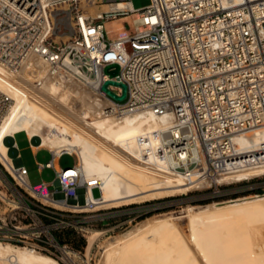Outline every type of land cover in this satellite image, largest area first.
<instances>
[{
  "label": "built area",
  "instance_id": "obj_1",
  "mask_svg": "<svg viewBox=\"0 0 264 264\" xmlns=\"http://www.w3.org/2000/svg\"><path fill=\"white\" fill-rule=\"evenodd\" d=\"M80 2L0 0V64L14 72L26 64L41 66L54 79L77 82L112 103L102 110L106 114L148 112L166 118L169 125L153 133L158 144L147 146L145 157L153 155L188 182L194 178L209 183L190 193L209 190L211 199H220L252 190L240 186L264 175L219 181L264 166V143L256 151L241 144L264 129V0H150L141 10L134 9L130 0H101L126 7L95 17L87 16ZM136 15L140 29L130 24L129 30L108 37L107 23ZM58 36L69 40L57 42ZM111 64L119 66L111 80L126 86L121 102L101 90L110 80L103 70ZM108 90L117 97L122 94L117 86ZM11 143L15 177L6 172L26 195L15 189L21 197L11 201V211L21 212L29 222L0 220V242L31 248L59 263L67 257L74 264L71 257L79 252L62 244L54 233L82 230L75 215L91 211L45 205L29 190L56 201H77L76 192L82 188L77 162L71 168L54 166L62 154L76 156L50 152V162L37 165L39 171H54L55 189L48 192L46 184L29 185L14 137ZM231 186L238 187L231 192Z\"/></svg>",
  "mask_w": 264,
  "mask_h": 264
},
{
  "label": "bare ground",
  "instance_id": "obj_2",
  "mask_svg": "<svg viewBox=\"0 0 264 264\" xmlns=\"http://www.w3.org/2000/svg\"><path fill=\"white\" fill-rule=\"evenodd\" d=\"M100 1L81 0L80 7L89 17L126 7L123 3L110 6ZM120 20H128L140 29L137 15ZM67 40L68 36L55 38L57 42ZM0 101L4 104L0 109V164L5 171L15 177V164L6 140L18 133L25 134L34 151L47 149L57 156L63 152L76 156L85 201L71 205L29 190L45 205L80 212L107 210L186 195L209 186L208 182H194V178L188 182L151 154L145 157L147 146L155 148L158 144L153 133L169 125L166 118L148 112L106 114L102 110L112 103L77 82L50 77L45 67L26 64L14 72L0 64ZM248 136L241 144L249 151H256L264 143V129ZM263 175L264 166L239 171L219 182ZM0 199L11 204L3 193ZM185 213L179 218L147 219L139 227L100 244L101 259L96 263L264 264V196L188 207ZM181 219L185 220L187 235L178 229L176 222ZM100 236L94 232L89 238L88 256ZM0 264L60 263L31 248L0 242Z\"/></svg>",
  "mask_w": 264,
  "mask_h": 264
},
{
  "label": "rangeland",
  "instance_id": "obj_3",
  "mask_svg": "<svg viewBox=\"0 0 264 264\" xmlns=\"http://www.w3.org/2000/svg\"><path fill=\"white\" fill-rule=\"evenodd\" d=\"M134 9L141 10L146 8L150 4V0H130ZM130 29V23L128 20H120L117 22L108 23L106 25V31L108 37H113L117 32ZM127 51L129 49L127 48ZM3 112V111H2ZM17 148L19 150L21 163L27 171L28 183L31 187L38 184H46L48 192H52L55 189V175L52 169L38 170L37 165H45L51 160V155L46 150H38L35 154L31 152L30 142L24 133H18L14 136ZM6 145L10 148V157L13 159L15 156L14 149L11 148V140H6ZM77 162L76 157L67 154H62L59 159L54 161L56 168H71ZM15 164V161H14ZM19 164V161H16ZM238 186H231V192ZM240 187L252 188L243 193H235L227 195L220 199H211L210 191L204 190L201 192H192L186 195H179L175 197H169L164 199H158L148 202L136 203L127 206L116 207L107 210H96L86 214H76L75 220L83 229L76 230H62L55 232L54 235L58 237L62 244H67L70 250L73 252H79L76 257H71L74 264H97L101 259V255L98 253V246L104 244V242L112 241L114 238L121 236L122 234L139 227L144 221L151 218H163L164 216H172L175 218L184 217L186 215V209L188 207H204L213 203H228L241 199L244 197L258 195L264 196V178H259L248 184H244ZM19 194H23L20 189L14 185V182L0 164V193H3L7 200L11 202L16 197H21ZM82 190L76 192L78 198L74 201L72 198L68 199L69 204L83 203ZM25 195V194H23ZM26 196V195H25ZM94 196L97 197V191H94ZM31 199V198H29ZM31 201H33L31 199ZM34 202V201H33ZM12 204L5 203L0 199V220L3 218L11 219L15 218L16 224H23L29 222V219H25L21 212H12ZM12 212V213H11ZM13 214V215H12ZM12 215V216H11ZM10 216V217H8ZM84 217V218H83ZM44 223H50L48 219L43 218ZM185 220L181 219L177 221L179 231L184 235L188 234L185 229ZM12 223L14 221L12 220ZM181 223V224H180ZM181 225V226H180ZM182 228V229H181ZM181 229V230H180ZM101 234L96 241L90 255L86 253L88 241L94 232ZM92 232V233H91ZM63 262L60 264H72L66 257L62 258ZM69 263H67V262ZM97 262V263H96Z\"/></svg>",
  "mask_w": 264,
  "mask_h": 264
},
{
  "label": "water",
  "instance_id": "obj_4",
  "mask_svg": "<svg viewBox=\"0 0 264 264\" xmlns=\"http://www.w3.org/2000/svg\"><path fill=\"white\" fill-rule=\"evenodd\" d=\"M113 69V70H111ZM119 71V66L117 64H111V65H108L104 68L103 72L105 75H108L109 79L108 81H106L102 87H101V90L103 92H105L107 95H109L110 97H112L114 100L116 101H123L126 97V86L122 83H117V82H114L112 81L111 79L113 77H115L117 75ZM117 86V87H120L122 89V94L120 97H117L115 96L111 91L108 90V86Z\"/></svg>",
  "mask_w": 264,
  "mask_h": 264
},
{
  "label": "crops",
  "instance_id": "obj_5",
  "mask_svg": "<svg viewBox=\"0 0 264 264\" xmlns=\"http://www.w3.org/2000/svg\"><path fill=\"white\" fill-rule=\"evenodd\" d=\"M110 24V23H109ZM123 28H124V26H123ZM124 30H125V28H124ZM114 37V36H113ZM30 149H31V152L33 153V154H35L38 150H41V149H38V150H33L31 147H30ZM42 150H46L50 155H51V151H48L47 149H42ZM51 152V153H50ZM19 164H20V162H19Z\"/></svg>",
  "mask_w": 264,
  "mask_h": 264
}]
</instances>
